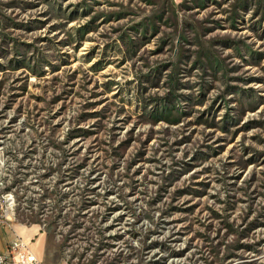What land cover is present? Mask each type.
I'll list each match as a JSON object with an SVG mask.
<instances>
[{
	"label": "rangeland",
	"instance_id": "1",
	"mask_svg": "<svg viewBox=\"0 0 264 264\" xmlns=\"http://www.w3.org/2000/svg\"><path fill=\"white\" fill-rule=\"evenodd\" d=\"M0 190L46 264H264V0H0Z\"/></svg>",
	"mask_w": 264,
	"mask_h": 264
},
{
	"label": "crops",
	"instance_id": "2",
	"mask_svg": "<svg viewBox=\"0 0 264 264\" xmlns=\"http://www.w3.org/2000/svg\"><path fill=\"white\" fill-rule=\"evenodd\" d=\"M14 241L24 244L42 264H46V237L42 229L13 222L9 218L0 221V251L5 252L9 243Z\"/></svg>",
	"mask_w": 264,
	"mask_h": 264
},
{
	"label": "built area",
	"instance_id": "3",
	"mask_svg": "<svg viewBox=\"0 0 264 264\" xmlns=\"http://www.w3.org/2000/svg\"><path fill=\"white\" fill-rule=\"evenodd\" d=\"M14 209V199L10 192L0 190V221L7 220ZM0 264H42L37 257L19 242L9 243L5 252L0 251ZM71 264V263H64Z\"/></svg>",
	"mask_w": 264,
	"mask_h": 264
}]
</instances>
